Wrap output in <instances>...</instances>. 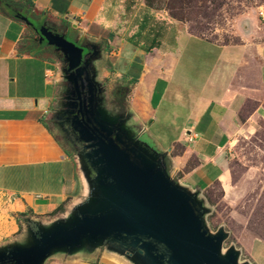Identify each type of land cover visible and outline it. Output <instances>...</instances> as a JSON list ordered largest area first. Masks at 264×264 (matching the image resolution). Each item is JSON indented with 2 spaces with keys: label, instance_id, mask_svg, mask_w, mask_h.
<instances>
[{
  "label": "crops",
  "instance_id": "obj_1",
  "mask_svg": "<svg viewBox=\"0 0 264 264\" xmlns=\"http://www.w3.org/2000/svg\"><path fill=\"white\" fill-rule=\"evenodd\" d=\"M18 1L32 13L0 4V249L24 244L35 220L71 212L89 192L78 152L65 145L59 123H48L65 66L48 45L27 48L34 28L24 17L91 45L87 61L105 104L112 84L127 88L124 111L112 112L132 116L182 185L204 195L227 180L235 136L264 119V0L224 43L193 34L146 0ZM46 264L138 263L103 247Z\"/></svg>",
  "mask_w": 264,
  "mask_h": 264
},
{
  "label": "water",
  "instance_id": "obj_2",
  "mask_svg": "<svg viewBox=\"0 0 264 264\" xmlns=\"http://www.w3.org/2000/svg\"><path fill=\"white\" fill-rule=\"evenodd\" d=\"M24 20L64 56L60 94L69 102L62 104L58 117L74 114L69 126H60L71 144L83 145L76 157L89 192L83 203L51 223L35 220L24 244L0 249V264H46L56 255L103 247L119 250L138 264H240L239 251L223 253L228 233L220 229L212 234L207 228L203 193L175 180L165 154L140 139L142 130L131 115L106 108L103 83L91 77L90 64L84 61L85 47L47 23L38 30Z\"/></svg>",
  "mask_w": 264,
  "mask_h": 264
},
{
  "label": "rangeland",
  "instance_id": "obj_3",
  "mask_svg": "<svg viewBox=\"0 0 264 264\" xmlns=\"http://www.w3.org/2000/svg\"><path fill=\"white\" fill-rule=\"evenodd\" d=\"M146 2L155 10L165 12L172 19L186 24L193 34L224 43L235 41L233 31L237 19L246 13L257 11L263 0H146ZM18 3L27 15L32 13V8L27 2ZM34 25L41 27L43 24L35 22ZM32 32L26 39V46L34 51L40 43L35 39L37 31ZM66 39L79 44L71 36H66ZM64 86L65 83L62 82L61 90ZM124 90L119 106H113L112 95L106 96L105 106L111 112L125 109L127 89ZM63 98L64 95L60 94L58 105H55L54 113L48 119L50 125H55L59 120L58 113L62 110ZM252 109L253 105L249 106L248 110ZM60 136L65 145L72 146L73 151L78 153L81 151L77 144H71L68 136L65 135V139L62 134ZM226 160L229 167L227 180L224 183H216L204 194L205 206L209 209L205 217L206 226L212 234L220 229L228 233V238L223 244L224 254L233 248L241 254L240 264H264V119H259L250 129L241 130L235 136L226 153ZM175 180L177 181V178ZM53 219L47 218L48 221Z\"/></svg>",
  "mask_w": 264,
  "mask_h": 264
},
{
  "label": "flooded vegetation",
  "instance_id": "obj_4",
  "mask_svg": "<svg viewBox=\"0 0 264 264\" xmlns=\"http://www.w3.org/2000/svg\"><path fill=\"white\" fill-rule=\"evenodd\" d=\"M38 30L40 29V27H36ZM34 32H36V29H34ZM36 34H37V38H35L36 39V41H37V39L39 40V43L40 44H42V45H44L45 43L47 44V42H46V40H42V36H41V34L39 33V32H36ZM39 44V45H40ZM78 46H83V47H85V50H84V61L85 60H88V59H90L92 56V54H93V48L91 47V45H89V44H78ZM49 48H52L53 50H55L56 51V49L54 48V47H50L49 46ZM56 53V56H57V58L59 59V61H61V63L65 66V68L67 67V64H65V62H64V56L61 54V52H58V51H56L55 52ZM88 71H89V73H90V75H91V77H92V75H93V71H92V67H91V65H90V67H88ZM109 90L107 91V92H109V95H105V101H106V96H110V95H112V97H114V99L112 100L113 101V106L115 107V106H119V102L122 100V98H123V96H124V89H127L125 86H123V85H118V84H112V86L111 87H109L108 88ZM125 94H126V92H125ZM61 96H63V94H61ZM88 96V90H84V91H82V97L85 99L86 97ZM72 98H75V99H77V94H76V92H73V94H72V96H71ZM73 100V99H72ZM69 101H63V103H65V104H67ZM63 111H65V109L63 110ZM121 111H124V110H121ZM73 117H74V114H68V113H62V114H60L59 115V120H57L55 123L57 124V123H59V124H68V126H69V124H71V122H72V120H73ZM67 126V127H68ZM62 135H63V138L65 139V137L67 136L66 134V136L62 133ZM77 147H78V149H81V150H83V145H81V144H78L77 143Z\"/></svg>",
  "mask_w": 264,
  "mask_h": 264
},
{
  "label": "trees",
  "instance_id": "obj_5",
  "mask_svg": "<svg viewBox=\"0 0 264 264\" xmlns=\"http://www.w3.org/2000/svg\"><path fill=\"white\" fill-rule=\"evenodd\" d=\"M0 4L5 5V6L14 5L15 7H21L19 3H13L12 0H0ZM146 4H147V2H146ZM147 6L151 9H154L152 6H150L148 4H147Z\"/></svg>",
  "mask_w": 264,
  "mask_h": 264
},
{
  "label": "built area",
  "instance_id": "obj_6",
  "mask_svg": "<svg viewBox=\"0 0 264 264\" xmlns=\"http://www.w3.org/2000/svg\"><path fill=\"white\" fill-rule=\"evenodd\" d=\"M259 14H260V17L263 19V21H264V10H261L260 12H259Z\"/></svg>",
  "mask_w": 264,
  "mask_h": 264
}]
</instances>
